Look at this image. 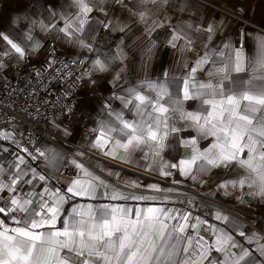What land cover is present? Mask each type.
<instances>
[{
	"label": "crops",
	"instance_id": "crops-1",
	"mask_svg": "<svg viewBox=\"0 0 264 264\" xmlns=\"http://www.w3.org/2000/svg\"><path fill=\"white\" fill-rule=\"evenodd\" d=\"M84 2L91 8L86 15L80 13L76 0H0V31L11 33L15 42L25 49V55L20 57L0 39V79L11 73L10 63L13 61L23 65H37L45 57L49 40L62 45L66 55L72 57H77L82 48L80 40L91 45L87 66L80 77L77 109L71 115L69 126L62 124L58 113H49L46 116V125L56 142L42 140L39 145V148L42 146L54 148L67 159L75 158L83 165V170L76 167L77 175L74 178H64L57 182L56 195H64L65 201L60 206V217L56 227L61 226L60 220L70 217L74 208L87 219L89 205L92 213L99 211L103 205L142 209L151 206L181 212L190 211L191 218L203 217L207 221L204 227L198 230L199 236L204 237L202 242L204 247L199 250L207 255V259L201 260L200 264H209L210 261H214L215 264H224L228 261V264H231L229 253L238 254L239 246L248 249L257 260V264H264V256H261L259 251L260 246H264V198L248 195L253 189L247 187L243 189L229 187L228 195H225L224 189L218 188L221 183L245 175L243 168L237 164L227 168H212L208 173L198 176V180L205 181L203 184L170 167L165 170L170 171L171 175H160L161 163L167 162L169 165L178 163L179 160L187 159L191 155L192 148H186L179 140L195 138L194 147L200 151L207 149L215 140L211 135L198 134L195 127L189 126L192 124L191 121L181 118L180 112L169 111V126L180 131L169 135L165 143L170 146L161 152L155 162L152 161L151 155L148 160L144 159V152L151 153L149 147L142 146L141 149H137L132 155V162H124L111 155H105L103 150L91 147L98 135L93 129H98L101 123L110 126L117 124L114 113L122 112L124 119L127 120L136 118L134 112L129 111L132 105L124 108L119 99L128 98L129 89H136L145 96L155 97L156 93L147 86L149 82L166 84L173 99L182 100L183 112H197L200 109L198 99L183 100V78L206 51L210 53V60L192 75L193 84L208 80V70L213 67L212 60L226 62L229 49L225 48V45H230L232 50L240 49L244 53L246 71L233 75L245 78L250 76L251 70L247 68V63L250 59H255L261 43L264 42V0H167L166 3L164 0H121L119 3L117 0H84ZM236 7H241L243 17L249 22L244 27L242 47H236L234 40L237 21L223 11V9L233 11ZM140 13H145L143 20L140 19ZM80 19L87 20L82 33L73 31L72 35H68L62 31L67 24H71L73 29L79 27ZM177 26L187 32L191 45H186L183 39L177 42L176 48L169 44L172 30ZM209 26L213 28L212 33L206 31ZM100 29L110 33L111 41L101 43L96 40ZM209 35L211 40L208 38ZM182 46L183 52L179 50ZM96 59H100L106 65V71L94 68L93 62ZM106 104H110V110L105 108ZM65 130L69 135H65ZM18 137L17 126L0 130V152L8 149L9 145L4 142L5 139L18 141ZM78 152L84 155L77 156ZM19 157H23L25 161L20 164L18 160L20 169L28 173L22 179H30L33 169L38 175H45L47 179L40 181L37 175L32 184L20 182L16 188V195L20 196V189L27 186L33 185L37 190H43L55 181L56 171L47 166L42 158L32 159L23 153H20ZM149 163L152 164L151 169L146 167ZM65 165L71 164L65 162ZM0 169L4 170L2 166ZM84 170L91 176H86ZM192 172L196 174L195 165ZM16 173L17 169L15 175ZM4 175L5 170L4 174H0V182L8 183L4 180ZM92 177H99L105 185L111 187L105 188L98 181H92L95 184L94 192L91 187H88L85 195L73 196L67 192L68 187L72 186V181L80 180L81 185L87 187L86 182L91 181ZM150 184L158 185L160 190L149 189L147 186ZM81 185L76 186L77 190ZM113 188L121 195L131 193L156 199L113 201L109 198ZM106 192L108 196L105 195ZM8 195L7 190L0 192V197ZM190 200L192 203L188 202ZM175 203L178 204V208L174 209ZM217 210L229 214L239 227L217 221L215 219ZM79 218L80 216H76V219ZM192 223H195V219ZM7 224L9 227L16 226L12 221H8ZM209 225L228 232L238 247L229 248L228 251H217L216 248L222 246L217 243L219 233H214ZM195 232L189 229L186 234L194 235ZM240 232L246 235L242 237ZM253 234L255 238L250 241L247 237H252ZM195 249H198V245Z\"/></svg>",
	"mask_w": 264,
	"mask_h": 264
},
{
	"label": "snow or ice",
	"instance_id": "snow-or-ice-1",
	"mask_svg": "<svg viewBox=\"0 0 264 264\" xmlns=\"http://www.w3.org/2000/svg\"><path fill=\"white\" fill-rule=\"evenodd\" d=\"M164 2L166 3L167 0ZM76 4L83 15L91 11L84 0H76ZM144 17L145 13H140V19L143 20ZM86 23V19H80L79 27L73 29L71 24H67L62 31L68 35H72L73 31L82 33ZM206 31L212 33L213 28L209 26ZM208 38L211 40V35ZM0 39L20 57L25 55V49L15 42L11 33L0 31ZM181 39L186 41V45H191L187 32L177 26L172 30L169 44L176 48L177 42ZM79 43L81 47L91 50V45L86 44L84 40H80ZM225 48L229 49L226 62L212 60L213 67L208 70L207 81L193 84L191 78L202 65L209 62L208 51L197 60L188 75L183 78V100L198 99L200 109L197 112H183L182 100L173 99L166 84L149 82L147 86L156 93L155 97L145 96L136 89H129L128 98L119 97V99L124 108L132 105L129 111L134 112L136 118L127 120L124 119L122 112L114 113L117 124L110 126L101 123L98 129H93L98 135L91 147L103 150L105 155H111L124 162H132V155L137 149H141L142 146L149 147L151 153L144 152V159L148 160L151 155L152 161L155 162L161 152L170 146L165 143L169 135L180 131L168 124L169 111H178L182 119L192 122L189 126L195 127L198 134L211 135L215 140L207 149L200 151L194 147L195 138L179 140L177 137L183 146L192 148V153L189 158L181 159L178 163L170 165L167 162L161 163L160 175H171L170 171L165 170L170 167L203 184L204 180L197 179L200 174H206L212 168H227L237 164L245 170V175L221 183L218 188L224 189L225 195H228L229 187L232 189L247 187L253 189L248 195L264 198V42L261 43L255 59H250L247 63V68L251 70V75L247 78L233 75L246 71L243 51L232 50L230 45H225ZM179 50L183 52L184 47ZM93 64L99 71L107 70L100 59H96ZM105 108L110 110V104H106ZM65 135H69L67 130ZM23 151L28 152V149L25 148ZM35 153V155L29 153L32 159L42 158L46 165L56 172L65 166V162L83 170V165L75 158L69 160L54 148L42 146L36 148ZM76 155L82 156L84 153L78 152ZM18 160L20 164L25 162L23 157H18ZM194 165L196 174L192 172ZM14 167L17 173L12 177L11 182H0V192L7 190L9 194L7 202L0 204V264H200L201 260L207 259V255L199 250L204 247L202 243L204 237L198 234L199 226L202 223L206 224L207 221L195 217V223L190 224L192 217L190 211L181 212L151 206L142 209L103 205L99 211L92 213L89 205L87 219L74 208L70 217L60 220L61 226L57 228L60 206L64 203L65 196L51 193L50 195L55 199L50 203L49 200L43 199L44 194L49 193L48 188H43L41 193H32L31 196H40L42 200L37 210L35 207L37 201L32 198H22L15 193L20 182L32 184L38 174L33 169L32 177L24 180L22 178L28 173L21 170L19 164ZM146 167L151 169L152 164L149 163ZM84 173L86 176H91L87 170H84ZM0 174H4L3 169H0ZM38 179L46 181L47 177L38 175ZM92 181H98L105 188L111 187L105 185L99 177H92L91 181L86 182L87 187L81 185L80 180L72 181V186L68 187L67 192L73 196L85 195L88 187L94 192L95 184ZM77 185H81L79 190ZM134 186L139 187V185ZM147 187L160 190L156 184ZM168 191L172 190L168 189ZM105 195L108 196V192ZM109 198L113 201L156 199L131 193L126 196L121 195L114 188ZM188 202L192 203L191 200ZM18 214L19 218H17ZM76 216L80 218L76 219ZM215 219L239 227L234 218L221 210L216 211ZM8 221H12L16 226L9 227ZM172 221L175 223H171ZM209 228L214 233H219L217 243L222 246L217 247V251H228L229 248L238 247L224 229L211 225ZM189 229L197 231L195 243L198 249H193V236L186 234ZM240 235L243 237L246 234L240 232ZM247 238L251 241L255 238V234ZM259 251L261 256H264V246H260ZM229 260L231 264H242V262L257 264L252 253L243 246H239L238 254L229 253ZM209 264L215 262L210 261ZM224 264H228V261Z\"/></svg>",
	"mask_w": 264,
	"mask_h": 264
},
{
	"label": "built area",
	"instance_id": "built-area-1",
	"mask_svg": "<svg viewBox=\"0 0 264 264\" xmlns=\"http://www.w3.org/2000/svg\"><path fill=\"white\" fill-rule=\"evenodd\" d=\"M236 21L237 27L234 33L236 47H242L244 43V27L249 22L243 17L241 7L233 11L224 10ZM109 32L100 29L96 40L101 43L111 41ZM89 48L82 47L77 57L66 55L62 45L54 40H49L46 45L45 57L37 65H23L18 61L10 63L11 73L0 79V130L17 126L19 128L18 141L5 139L8 149L0 152V166L5 170L4 180L11 182L15 175L20 153L26 156L35 155V149L39 148L42 140L55 141L53 135L47 128L46 116L49 113H58L63 125L69 126L71 115L77 109V100L81 87V73L87 66L90 55ZM70 109V111H69ZM56 142V141H55ZM28 149V152L23 149ZM77 175V169L72 165H65L56 172L55 181L49 186V193L44 194L43 199L51 201V193H56L57 182L66 178L72 179ZM33 185L20 189L19 195L23 198H32L37 203L35 207L39 210L40 196H31L32 193H41ZM7 197L0 199L4 204ZM178 208V204H173ZM184 209V208H181ZM191 218L189 223H192ZM205 221V218H201ZM204 227V223L199 229ZM198 229V230H199ZM193 236V249L197 248L195 240L197 231Z\"/></svg>",
	"mask_w": 264,
	"mask_h": 264
}]
</instances>
